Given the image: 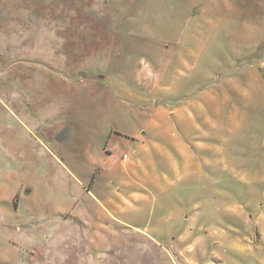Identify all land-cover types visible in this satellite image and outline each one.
<instances>
[{"label":"rangeland","instance_id":"374dc122","mask_svg":"<svg viewBox=\"0 0 264 264\" xmlns=\"http://www.w3.org/2000/svg\"><path fill=\"white\" fill-rule=\"evenodd\" d=\"M139 123H161L191 153L150 157L153 181L170 195L155 211L140 200L120 212L107 184L117 190L123 175L103 177L91 194L80 163L114 146L118 170L122 154L136 161L104 131ZM197 212L203 236L225 237L214 256L216 247L184 252L197 237H181L184 220ZM236 244L257 249L250 257ZM219 256L264 264V0H0V264Z\"/></svg>","mask_w":264,"mask_h":264},{"label":"crops","instance_id":"0c3cea01","mask_svg":"<svg viewBox=\"0 0 264 264\" xmlns=\"http://www.w3.org/2000/svg\"><path fill=\"white\" fill-rule=\"evenodd\" d=\"M169 118L171 120L169 119V121H166L163 123L164 125L170 128L172 127L174 129V126L172 125V117H169ZM144 119L145 121L149 120L146 117ZM160 124L161 123L157 124L158 126L155 127V126H143L142 124L139 123V126L130 132H125L122 130L120 131V130L106 129V131L104 132L109 138H111L112 136H116L120 140L119 144L123 146L126 145L128 147H133L137 153V160L136 161L130 160L129 156H127L126 154H122V157L123 155H126V158H124L123 160V158L121 157V161L126 162V163L122 169L118 170L119 168L115 167L113 163L114 156H115L114 153L117 152L118 147L114 146L112 147V150H107V148H103L97 154V158L91 157L88 163H85V162L80 163V165H82L84 168H87V171L89 173L88 177L90 178L89 179L90 184L88 187L90 188V190H88L87 192L91 191L90 193L92 194V189L94 190V188L96 189L100 185L101 180H104L103 177L105 176L113 177L114 174H116L115 172H119L117 174H122L123 178L117 182L118 189L113 190V187H114L113 184L111 185L107 184L109 195L113 196L117 200L116 206H114L113 204H110L112 208L117 209L120 212L128 211L129 213H132L135 211L134 209L136 208V205L139 203V201L144 200L150 204L152 208L151 210L155 211V209L160 206L161 199L170 194L166 191L167 188L165 189L157 188L158 181H153V180H156L154 176V172L151 171L152 167L154 166V161L150 160V157H153L154 155V157H158L157 159L162 161V158H165L168 156H173L174 158L182 159V157L191 153V152L186 151V149L188 150H191V149L187 144L184 143L185 142L184 137L180 136L178 133L169 134L165 130L161 132L159 130ZM156 140H158L159 143H156L155 142ZM172 140L175 141L174 142L175 144L177 142L181 143V147L180 149H176L174 151L175 153L172 152V154H170L166 151L165 144L168 142H171ZM106 151H109V154H107ZM131 153L133 155V150ZM141 154L148 155L149 159L142 160ZM219 154L220 153H217V156H219ZM196 156H197V153H196ZM214 157H216V154L215 155L213 154L211 156V160H213ZM199 161L201 162V165H206V166L208 165L207 162L203 160L199 159ZM162 164H164V162ZM93 166L98 167V169H93ZM137 170H140V173H138ZM167 170H168V167H167ZM171 170L174 172L178 171L177 167L174 164H172ZM93 171H95L94 175H93ZM92 179L93 181L91 182ZM164 179L167 180V176H164ZM83 187L85 188V185H83ZM128 190L131 191L129 194V198L126 197V199H124V197H122L123 192L125 193ZM119 200L123 203L119 204ZM107 212H108V215L112 219L114 218V220L121 222L124 226L129 227L130 229L131 228L133 230L142 229L130 222L129 223L122 222L119 216L113 215L109 211ZM184 221H185L186 227L184 231L181 233V237L185 238V242L188 243V240H186L187 235L194 234L195 236H197L194 241H191L190 244L186 245V248L184 250L185 253L187 252L189 253L191 251L199 253L200 252L199 246L201 247L206 246L205 253H208L209 247L214 248L217 245H221L222 249L223 248L226 249V244L224 243L225 237L222 239V242L220 240H218L217 242L216 239L213 238V236L211 237V235L203 236L204 228L201 225L200 215L198 212L195 214V216L192 219H189V220L187 219ZM143 231L147 232L146 229H143ZM203 237L206 238L205 243L202 242ZM217 248L218 247H216L215 250H213L211 253L217 254ZM232 249L239 250L240 252L241 251L249 252L250 257H251V253H253V251H255L257 247L253 246V244L252 245L251 244L249 245L248 244H243V245L236 244V246H234ZM228 250H231V248ZM212 256H214V254ZM219 257H220L219 259L222 262L211 263V264H225L228 262L224 259V257H221V256ZM206 264H210V263H206ZM234 264H240V263H234ZM259 264H262V263H259Z\"/></svg>","mask_w":264,"mask_h":264},{"label":"trees","instance_id":"16d2710c","mask_svg":"<svg viewBox=\"0 0 264 264\" xmlns=\"http://www.w3.org/2000/svg\"><path fill=\"white\" fill-rule=\"evenodd\" d=\"M93 181V179L91 180V182Z\"/></svg>","mask_w":264,"mask_h":264}]
</instances>
